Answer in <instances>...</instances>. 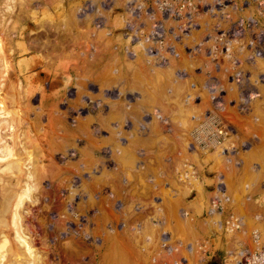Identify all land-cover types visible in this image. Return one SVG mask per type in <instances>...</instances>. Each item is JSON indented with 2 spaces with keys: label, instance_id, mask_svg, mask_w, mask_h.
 I'll return each mask as SVG.
<instances>
[{
  "label": "rangeland",
  "instance_id": "rangeland-1",
  "mask_svg": "<svg viewBox=\"0 0 264 264\" xmlns=\"http://www.w3.org/2000/svg\"><path fill=\"white\" fill-rule=\"evenodd\" d=\"M4 64L0 96L14 86L19 121L1 134L38 172L10 202L35 261L234 264L252 231L264 245V0H0ZM201 123L227 145L190 148ZM9 222L0 261L18 252Z\"/></svg>",
  "mask_w": 264,
  "mask_h": 264
},
{
  "label": "bare ground",
  "instance_id": "bare-ground-1",
  "mask_svg": "<svg viewBox=\"0 0 264 264\" xmlns=\"http://www.w3.org/2000/svg\"><path fill=\"white\" fill-rule=\"evenodd\" d=\"M88 1V0H87ZM92 2V1H91ZM18 4V3H17ZM20 4V3H19ZM57 4V3H56ZM103 4V3H102ZM6 5V4H5ZM7 6H8V4H7ZM86 9V8H85ZM90 9V8H89ZM89 12V11H88ZM87 12V13H88ZM81 13H83V12H81ZM86 13V12H85ZM86 13V15H89V14H87ZM92 13V12H91ZM78 15V14H77ZM86 15L84 16V17H86ZM92 15V14H91ZM80 17V16H79ZM87 18V17H86ZM89 18V17H88ZM12 19H14V18H12ZM80 19V18H79ZM85 20V19H84ZM78 22V21H77ZM67 24H69V23H67ZM10 25V24H9ZM12 26V25H11ZM19 28V27H18ZM11 29V28H10ZM2 36V35H1ZM3 40V39H2ZM4 46V45H3ZM11 49V48H10ZM17 53V52H16ZM7 62V61H6ZM6 62H5V64H6ZM5 64L4 65H2V68H0V87H1V84H2V81H1V77L3 76V72H4V66H5ZM18 87V86H17ZM12 88H14V86L13 85H9L8 87H7V91H9V92H5V94L3 95V96H0V174L2 175V172L4 171V172H7L6 170L7 169H10V170H12V174H13V176H12V178L11 179H9V180H6L5 182L8 184V186L9 187H6V189L4 190V191H2V200L0 201V238H2L1 236H2V234L4 233V228L3 227H7L6 225H7V223H6V219L8 218V219H10L12 222H11V224H10V222H9V224L10 225H12L13 223H14V225H15V228H16V232H15V235L16 236H13V238L15 237V242H16V240H17V245H18V247H17V245H16V251H18L17 253H14V256L16 255V256H18L17 258H15V257H13V258H7L6 256V261H3V260H1L0 261V264H22L20 261L22 260V259H20L19 257H25L23 260H22V262L23 261H28L29 259H30V256H34V259H32V257H31V259H30V261H28V263L29 262H31V260H34L35 261V259H37L36 258V254H35V252L31 249V247H30V244H29V242L27 241V239H26V237H25V234H24V231L22 232V224L20 223V222H24V221H20L19 219H20V216H19V214H18V208H19V206H20V202H18L17 204H15V205H13V208L11 207V204H10V202L15 198V197H17L18 198V195H23V194H25V193H27V192H25V191H28V188L30 189L31 187L30 186H32V182H31V177H36V175H38V172L37 173H35V175H33V173H31V171H27V169H26V173L24 172V170H23V167L22 166H24L25 164L23 163V158L19 155V152L17 151V149H16V146H17V143H18V141H16V140H13V139H11L10 141L11 142H9V140H6V138L5 137H3V135L1 134V129H3V130H9L8 131V137L7 138H11V133H9L10 132V130H12L13 128V123H14V125H15V123H17L19 120H18V116L16 117V115H18L19 113H15L16 111H14V108H15V105L14 104H16V102H18L19 100H17L16 101V97L14 98V94H12ZM17 90V89H16ZM16 96V95H15ZM6 103L7 104H12V105H14V107H12L13 109H11L10 111L7 109V107L5 106L6 105ZM19 103V102H18ZM21 103V102H20ZM17 105V104H16ZM19 105V104H18ZM25 107V106H24ZM8 108H10V107H8ZM17 110V109H16ZM13 111H14V114H16L15 116H14V114H13ZM1 114H2V116H1ZM4 114H6V116H4ZM4 116V117H3ZM8 116H9V118H8ZM11 117V118H10ZM12 121H13V123H12ZM12 123V124H11ZM26 135V134H25ZM27 137V136H26ZM16 139V138H15ZM225 141V135H224V137H223V139H222V141L219 143V144H221L220 146H219V148L220 147H222V146H224L223 144H225V146L227 145L226 144V142L225 143H223ZM29 143V142H28ZM20 144V143H19ZM24 144V143H23ZM215 145H218V143H215ZM25 146V145H24ZM218 148V149H219ZM221 149V148H220ZM25 150V149H24ZM223 150H225V149H223ZM29 155V154H28ZM10 159H9V158ZM26 160V159H25ZM30 165V164H29ZM40 166V165H39ZM35 170V169H34ZM3 172V173H4ZM25 177V178H24ZM0 179H4V177H3V175L2 176H0ZM10 180H12L11 182H9ZM21 195V197H22V199H23V196H26V195H23L22 196ZM21 197L20 198H18L19 200L21 199ZM21 199V200H22ZM19 204V205H18ZM20 211V210H19ZM214 214H217V213H213V215ZM22 215V214H21ZM22 218V217H21ZM23 219V218H22ZM24 220V219H23ZM26 222V221H25ZM240 224H241V222H240ZM24 226V225H23ZM29 226V225H28ZM9 228H11V227H9ZM24 228H26V227H24ZM11 229H13V228H11ZM28 230V229H27ZM27 230H26V232H27ZM30 231V230H29ZM28 231V232H29ZM3 232V233H2ZM27 232V233H28ZM13 235H14V233H13ZM29 236H30V234H29ZM17 237V238H16ZM4 240H6V239H4ZM3 240V241H4ZM3 241H0V242H3ZM13 250V249H12ZM11 250V251H12ZM27 250V251H26ZM13 252H15V251H13ZM25 252H27V254L29 253L30 254V256H29V258L27 257V254L25 253ZM33 254H35V255H32V253ZM5 255V254H4ZM3 257V256H2ZM2 257H1V259H2ZM38 257V256H37ZM231 257H232V255H231ZM20 259V261H19V259ZM26 258H27V260H26ZM39 257H38V261H39ZM33 261V263L34 264H36L35 262L37 261H35L34 262ZM38 261H37V264H38ZM32 262L30 263V264H33ZM26 264V263H25ZM39 264H40V261H39Z\"/></svg>",
  "mask_w": 264,
  "mask_h": 264
},
{
  "label": "built area",
  "instance_id": "built-area-1",
  "mask_svg": "<svg viewBox=\"0 0 264 264\" xmlns=\"http://www.w3.org/2000/svg\"><path fill=\"white\" fill-rule=\"evenodd\" d=\"M225 135V130L219 125H209L206 123H201L197 125L193 131L190 132V140L188 145L190 148L197 146V143L203 141L204 147L207 143L210 145H215V143H220ZM201 138V139H200ZM199 145V143H198ZM194 176V168L189 162H182V168L180 170L179 178L180 180H188V176ZM220 203L216 199H211L208 205V211L213 215L217 213L218 204ZM240 226V220L234 214H229L223 222V228L227 232H234ZM251 246L241 249L237 252H231L234 264H264V245L259 243V236L256 231L251 232ZM205 244V243H204ZM206 245V244H205ZM228 255V256H229Z\"/></svg>",
  "mask_w": 264,
  "mask_h": 264
},
{
  "label": "crops",
  "instance_id": "crops-1",
  "mask_svg": "<svg viewBox=\"0 0 264 264\" xmlns=\"http://www.w3.org/2000/svg\"><path fill=\"white\" fill-rule=\"evenodd\" d=\"M34 60V57H32V59L30 60V61H33ZM133 66H135V64L133 63ZM124 73L125 74H128L127 76H128V78L123 82V89L124 90H130V89H136L137 87H135L136 85H134V84H132V82H131V78H130V76H129V68H128V70L126 69V67H125V70H124ZM137 90V89H136ZM121 104V103H120ZM119 104V107H120V110H119V112H121V110H122V104L120 105ZM169 105L171 106L170 108L171 109H173V106L169 103ZM125 112V111H124ZM126 113V112H125ZM124 113V114H125ZM200 203H201V201H200ZM195 207H197V208H199L200 207V205H198V206H195ZM224 234H226V233H224ZM216 238V236L213 238V239H215ZM224 243H225V241H223ZM209 245H210V247L208 248L209 250L208 251H210L211 252V254H213V255H215L216 257H219V252L218 251H220L219 249H222V246H221V243L218 245V243H216L215 242V240H214V242H213V244H217L218 245V247H220V248H218L217 247V250H215L214 249V247H213V244L210 242V240H209ZM236 244V242H235V238L234 237H230V238H228V240L226 241V248H225V250L226 251H229V250H232L233 248H235L234 247V245ZM213 251V252H212ZM225 262H226V260L224 261V263L223 264H225Z\"/></svg>",
  "mask_w": 264,
  "mask_h": 264
}]
</instances>
